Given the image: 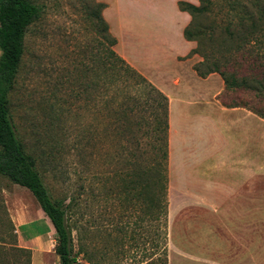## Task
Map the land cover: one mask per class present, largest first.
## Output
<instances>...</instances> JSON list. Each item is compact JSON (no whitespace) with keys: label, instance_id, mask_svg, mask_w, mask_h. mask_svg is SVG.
I'll return each mask as SVG.
<instances>
[{"label":"rangeland","instance_id":"obj_1","mask_svg":"<svg viewBox=\"0 0 264 264\" xmlns=\"http://www.w3.org/2000/svg\"><path fill=\"white\" fill-rule=\"evenodd\" d=\"M31 1L42 12L27 34L26 54L10 96L11 113L27 152L38 160V170L49 193L53 199L64 201L76 264H155L162 254L167 255V264H264V176L257 177L255 232L251 225L252 237L245 249L234 250L239 242L233 239L235 232L229 229L230 233L225 227L219 229L221 224L218 226L217 219L208 217L203 209H171L168 192L166 217L160 220L155 205V199L159 198L157 174L123 167L130 157L131 145L127 137L114 129L112 91L105 80L112 47L99 18L100 14L104 19L105 8L98 5L99 0ZM251 1L239 2L251 8ZM236 2L200 0L199 6L209 12L198 22L203 26L218 24L220 31L216 36L219 35L221 43H248L247 50L232 60L230 72L262 76L264 18L259 21L256 34L248 38L249 42L242 41L245 35L232 38L224 32L231 18L234 17L235 23L238 21L235 14L241 11L236 12ZM246 26L251 27V21ZM197 55L200 63L202 57ZM186 66L168 65L171 76L178 75L182 80L179 90L161 71L143 65L150 76L166 82L177 115L189 116L178 128V167L187 170L200 169L201 165L217 167L216 159L224 149L240 152L238 149L246 141L245 134L240 129L221 131L226 117L214 98L216 91L224 90L221 76L211 74L207 81L191 83ZM188 86H194L193 93L183 92ZM235 95L239 101L252 105L260 101L251 92ZM227 96L226 101H230ZM183 99L198 104L197 110L202 109L203 113L195 109L183 112L178 108L186 103L181 102ZM145 132L144 128L137 137L142 149L132 150L137 159L154 155L149 143L154 137L149 141ZM256 145L260 161L264 158L261 153L264 123L261 122L257 123ZM135 146L139 147L132 145ZM145 149L147 153L142 155ZM0 179L11 185L8 179L1 176ZM21 189L15 191V196L30 198L32 207H40L28 190L25 193ZM3 201L0 189V254L6 251L8 264H60L55 253L56 232L50 220L49 234L45 244L36 248L35 258L32 252L21 256L15 251L21 247L11 231ZM227 219L232 223L231 218ZM165 220L167 229L164 230ZM231 225L236 229L237 225ZM164 232H167L165 240Z\"/></svg>","mask_w":264,"mask_h":264},{"label":"trees","instance_id":"obj_2","mask_svg":"<svg viewBox=\"0 0 264 264\" xmlns=\"http://www.w3.org/2000/svg\"><path fill=\"white\" fill-rule=\"evenodd\" d=\"M239 1L234 3L236 12L241 11L235 14L238 21L235 23L234 17L231 18L224 32L232 38L240 34L245 35L242 41L249 42L248 38L256 34L255 29L258 28L259 21L264 18V0H252L251 8L250 6L247 8ZM98 5L102 9L106 7L101 3ZM179 8L192 17L190 26L184 31V37L187 41H194L197 44V48L190 56L199 54L202 57V61L194 65L198 76L207 78L211 74H219L224 82V90L219 95L220 103L226 108H245L264 120V75L247 76L229 71L232 60L247 50L245 46L248 43H221L219 35L216 36L220 31L218 24L203 26L198 22L203 14L209 12V9L187 2H180ZM41 12V8L31 0H0V176L33 195L55 229V253L59 257L60 264H76L73 236L67 224L64 201L53 199L49 193L38 170V160L27 152L15 128L11 113L10 96L26 54L27 34L32 24L40 19ZM99 18L109 34L112 47L108 58L109 72L105 80L112 91L110 106L116 122L114 129L127 137V142L131 145L128 148L130 157L123 163V167L129 171L139 169L144 173L154 171L157 174L159 198L155 199V205L159 209L161 220L166 217L167 207L169 100L145 76L117 54L114 49L117 40L109 32L107 22L100 14ZM248 21H251L249 28L246 26ZM261 44L264 48V43ZM241 91L255 94L260 101L255 105L239 101L235 94ZM226 96L230 101H226ZM144 128L149 141L152 136L154 137V141L149 142L154 155L137 159L132 150L142 149L141 141L137 137ZM134 144H138L139 147H132ZM147 150L145 149L142 155H145ZM2 207L9 219L11 231L15 233V226L4 201ZM166 226L165 220L162 225L164 230L167 229ZM166 236L167 232H164V240ZM15 251L21 256L31 253L30 250L18 247ZM2 253L0 264H8V254L6 251ZM155 264H167V255H160Z\"/></svg>","mask_w":264,"mask_h":264},{"label":"crops","instance_id":"obj_3","mask_svg":"<svg viewBox=\"0 0 264 264\" xmlns=\"http://www.w3.org/2000/svg\"><path fill=\"white\" fill-rule=\"evenodd\" d=\"M99 1L106 6L103 17L110 33L117 40L115 47L117 54L169 99L168 195L171 209L174 207L203 209L208 217L217 219V225L221 224L219 229L225 227L228 232L232 233L229 229L235 232L232 234L233 239L239 242L233 244L236 248L234 250L245 249L246 242L250 243L252 237L251 225H254L252 230L255 232L257 177L264 176V158L258 160L256 145L257 123H264V120L245 108L224 107L218 100L222 91H216L214 98L226 117L222 122L221 131L227 133L228 130H243L245 134L243 137L246 139L244 146L238 149L240 152H235L234 148L221 151L216 159L217 167L201 165L200 169L194 170L178 167L176 156L178 128L182 127L183 120H187L189 116L177 115L176 105L167 91L166 82L153 78L143 67L151 65L161 71V75L170 78L179 90L182 80L178 75L171 76L172 71L168 67L170 64L187 65L191 83L209 80V77H199L194 70V65L201 58L197 54L189 56L197 48V44L194 41H187L184 37V31L190 26L192 17L179 8L180 2L199 6L200 0ZM184 90L183 92L193 93L195 89L194 86H188ZM184 101L186 103H181L182 106L178 107L182 108L183 112L195 109L203 113L202 109L197 110L198 104L190 103V100L186 99L181 102ZM199 118L202 119L203 116ZM261 153H264V149ZM7 182L0 179V189L9 217L15 226L18 245L30 250L35 258L38 254L37 249L45 244L46 236L49 234V219L41 207H32L30 198L15 196V191L22 188L21 186L12 183L9 185ZM21 190L26 193L24 188ZM13 201L15 203L12 204ZM227 218H231L232 223ZM233 223L237 225L236 229L232 226ZM239 238H242V241Z\"/></svg>","mask_w":264,"mask_h":264}]
</instances>
